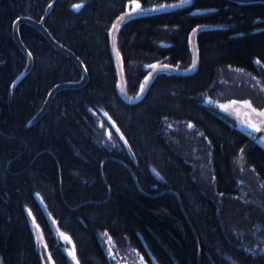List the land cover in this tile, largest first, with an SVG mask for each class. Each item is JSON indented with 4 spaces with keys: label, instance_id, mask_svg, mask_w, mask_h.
<instances>
[{
    "label": "trees",
    "instance_id": "1",
    "mask_svg": "<svg viewBox=\"0 0 264 264\" xmlns=\"http://www.w3.org/2000/svg\"><path fill=\"white\" fill-rule=\"evenodd\" d=\"M132 1L0 0V264H44L32 219L54 264L73 263L56 247L53 223L73 238L79 264H111L99 238L105 230L120 248L151 252L159 264H264L245 236L264 241V146L245 150L250 135L203 102L231 68L264 86V4L189 0L125 21L116 45L130 101L119 90L111 30ZM139 1L148 10L183 0ZM21 18L43 22L87 73L83 85L58 90L35 121L55 86L82 81L84 71L22 22L28 69L15 36ZM199 27L198 63L187 72ZM154 64L178 70L155 74L138 97ZM99 117L120 147L101 144ZM186 121L210 143L208 176L196 152L172 138L170 122ZM240 162L261 182V198L243 197Z\"/></svg>",
    "mask_w": 264,
    "mask_h": 264
},
{
    "label": "rangeland",
    "instance_id": "2",
    "mask_svg": "<svg viewBox=\"0 0 264 264\" xmlns=\"http://www.w3.org/2000/svg\"><path fill=\"white\" fill-rule=\"evenodd\" d=\"M137 3H139L141 6L139 0H134L128 4L126 12L119 17H123V19L118 18L111 30L112 46L116 57V63L119 74V90L123 97L130 101H133L135 98H131L127 94L122 61L116 45V36L119 28L125 21H127L131 17L145 13L147 11H157L173 8L179 5H184L189 3V0H183L179 4H166L148 10H145L144 8H142V6V10H136ZM81 6L82 4L78 3L74 5V8L79 9L81 8ZM199 29L200 27L195 29V31H193L190 35V45L193 51L194 60L192 67L187 70V72L193 71L198 63L196 34ZM153 66L155 67L151 68L150 74L147 76V79H145L142 83L143 88L141 87L140 95L138 97L143 95L155 74L161 71L175 72L178 70L177 68L164 64H154ZM261 81V79L249 76L246 72L242 70L231 68L230 70L224 73V76L221 80L222 85L220 86V88H218V90L212 94L209 93L210 95L206 94L204 96L203 102L210 108L217 110L222 115H225L240 130L248 133L251 137V140H255L259 144L264 146V123H260L261 121H264V117L258 115V112L264 111V108H259L262 104L261 99H263L264 102V86L261 85ZM230 101H250L251 107L241 103L231 105L229 104ZM221 105H229V107L227 108V110H225V108H222ZM253 108L257 111L253 112ZM99 118L98 126L100 130L99 133L101 144L109 145V147H120L121 144L112 132V130L108 126H106V123L104 122L103 118ZM247 121L259 123V130L252 128ZM170 123H172L169 124L171 126L170 129H172L173 133L171 134L172 138H176L174 141H176L180 145V147L183 148L185 151H191L193 153L196 152V155H193L194 157H192L198 161V164L201 167L202 174L204 176H208L209 173L213 172V168L211 167L212 156L209 147V141L206 139L205 143L202 145L201 140L203 139L204 135L196 128V126L192 122L186 121ZM261 132L262 134L260 135ZM238 175L240 180V186H242L241 193L243 194L244 198H246L245 196H247L248 194L256 198L262 197V194L260 193L261 182L257 181V178L252 168L242 164L240 165ZM31 224L34 230L37 246L41 252L44 264H54L51 251L48 249V245L43 236L41 228L38 227L39 225L36 224L33 219L31 220ZM53 224L54 231L58 237L56 247L63 243L64 245L60 246L59 248H64L63 250L69 255L72 263L77 264L78 259L73 238L70 234L62 230L60 231L56 223ZM245 236H247L248 238L254 237V239L258 243L257 245L254 244L257 248V252H264V241L261 237H259L258 233H254L253 231H247L245 232ZM66 237H70V240ZM99 238L105 248V251L111 264H159L151 252L149 253V255H147L144 252L138 250L137 248H120L115 243V240L110 234V232H108L107 230L100 231Z\"/></svg>",
    "mask_w": 264,
    "mask_h": 264
},
{
    "label": "water",
    "instance_id": "3",
    "mask_svg": "<svg viewBox=\"0 0 264 264\" xmlns=\"http://www.w3.org/2000/svg\"><path fill=\"white\" fill-rule=\"evenodd\" d=\"M229 1H232L234 3H238V4H254V3H261V4H264V0H229ZM21 22H30L34 25H36L39 29H41L45 34L46 36L50 39V41L52 43H54L59 49H61L62 51L66 52V53H69L79 64L80 66L82 67L83 71H84V78L82 81L78 82V83H62V84H59L57 86H55V88L51 91L44 107L41 109V111L38 113V115L34 118V121L37 120L38 118H40V116L47 110L54 94L62 89V88H66V87H78V86H81L83 85L86 80H87V73H86V70L83 66V64L81 63V61L76 57V55L71 52L70 50H68L67 48H65L63 45H61L60 43H58L51 35L50 33L46 30V28L44 27V24L43 22H38L36 20H33V19H29V18H21L20 20H18L15 24V36H16V39L18 41V43L21 45V47L26 51V53L28 54V57H29V66H28V69H30V67L32 66V56L30 55V53L28 52V49L24 46L23 42L21 41V38L19 36V31H18V27H19V24ZM262 134V132L260 133V135ZM255 140H251L250 142H248L245 146L248 147L249 145H251L252 143H254ZM241 165V163H240ZM64 244L61 243L59 246H57L58 248L60 246H63Z\"/></svg>",
    "mask_w": 264,
    "mask_h": 264
},
{
    "label": "snow or ice",
    "instance_id": "4",
    "mask_svg": "<svg viewBox=\"0 0 264 264\" xmlns=\"http://www.w3.org/2000/svg\"><path fill=\"white\" fill-rule=\"evenodd\" d=\"M136 10H142L139 3L136 4ZM119 19H123V17H121ZM194 31H195V29H194ZM152 67H155V66H152ZM145 79H147V77ZM141 87L143 88V86H141ZM237 103H241V104L248 105L249 107H251L250 101H239V102H237V101H230L229 102V104H231V105H235ZM221 107L222 108H225V110H227V108L229 107V105H221ZM252 111L253 112H256L257 110L253 108ZM258 115L264 117V111L258 112ZM247 122L250 124V126L252 128H254L256 130H259V123L253 122V121H247ZM260 123H264V121H261ZM66 238L70 240V237H66ZM77 264H79V261H77Z\"/></svg>",
    "mask_w": 264,
    "mask_h": 264
},
{
    "label": "bare ground",
    "instance_id": "5",
    "mask_svg": "<svg viewBox=\"0 0 264 264\" xmlns=\"http://www.w3.org/2000/svg\"><path fill=\"white\" fill-rule=\"evenodd\" d=\"M19 20H20V19H19ZM21 23H22V22H21ZM245 146H246V145H245ZM248 147H249V146H248ZM248 147H246V148L244 147V148H245V150H246ZM241 165H242V163H241Z\"/></svg>",
    "mask_w": 264,
    "mask_h": 264
}]
</instances>
